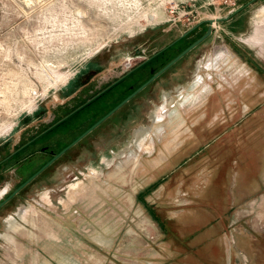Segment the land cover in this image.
I'll list each match as a JSON object with an SVG mask.
<instances>
[{
	"label": "rangeland",
	"instance_id": "obj_1",
	"mask_svg": "<svg viewBox=\"0 0 264 264\" xmlns=\"http://www.w3.org/2000/svg\"><path fill=\"white\" fill-rule=\"evenodd\" d=\"M208 20L0 209V264H264V0H0V186L90 79Z\"/></svg>",
	"mask_w": 264,
	"mask_h": 264
},
{
	"label": "flooded vegetation",
	"instance_id": "obj_2",
	"mask_svg": "<svg viewBox=\"0 0 264 264\" xmlns=\"http://www.w3.org/2000/svg\"><path fill=\"white\" fill-rule=\"evenodd\" d=\"M189 45L184 47V49H186ZM169 47L166 46L158 51V53L151 54L148 57L135 58L123 62L120 64L119 68L107 70L106 72L99 74L93 80L90 79V81L84 84L77 91V93L70 96V98L63 103V105L57 107L56 111L51 115L50 120L46 122V125L39 124L35 127L37 132L35 131V133H32L28 138H20L19 143L23 140L20 145H17L14 151L3 160L6 163L4 173L7 172V174L11 175V177H13V179L17 182L12 188L10 187V183L8 184L7 181L4 182V186H0V204L3 203L0 206V209L9 203L16 194L35 181L37 177L12 196L13 192L31 177L29 175L34 170L41 165L42 168L60 151L69 146L91 126L107 115L111 110H113L146 81H148L161 68H163L168 62H170L173 58L163 67L155 70L156 64H158L156 63L157 58L161 54L167 52V50L170 49ZM184 49H182V51ZM148 74L150 77L147 79L146 77ZM153 82H151L148 86H150ZM147 87L138 92L127 103L122 105L99 126L82 138L77 144L68 149L55 162L66 155L70 150L75 148L81 141L88 138L89 135L95 132L113 116L121 112V110H123L129 103L142 94ZM39 129L40 131H38ZM68 142L70 143L66 145ZM63 146L65 147L63 148ZM49 157L50 160H48ZM55 162H53L50 166L55 164Z\"/></svg>",
	"mask_w": 264,
	"mask_h": 264
},
{
	"label": "water",
	"instance_id": "obj_3",
	"mask_svg": "<svg viewBox=\"0 0 264 264\" xmlns=\"http://www.w3.org/2000/svg\"><path fill=\"white\" fill-rule=\"evenodd\" d=\"M208 28L206 33L201 36L194 43L189 45L186 49H184L181 53H179L175 58H173L170 62H168L163 68H161L156 74H154L148 81H146L141 87H139L135 92H133L130 96H128L124 101H122L118 106H116L113 110H111L107 115L101 118L98 122H96L93 126H91L87 131H85L81 136H79L75 141H73L69 146L60 151L56 156H54L50 161H48L42 168H40L34 175H32L26 182H24L17 190H15L12 194L14 196L18 191L24 188L30 181L38 177L47 167H49L53 162H55L59 157H61L68 149L77 144L82 138H84L87 134H89L92 130H94L97 126H99L104 120H106L111 114H113L116 110H118L122 105L127 103L132 97H134L138 92L147 87L151 82H153L157 77L167 71L170 67H172L177 61L183 58L190 51L195 49L199 44H201L206 38L211 35V25L214 23L213 20H208ZM3 204V203H2ZM0 204V206L2 205Z\"/></svg>",
	"mask_w": 264,
	"mask_h": 264
},
{
	"label": "trees",
	"instance_id": "obj_4",
	"mask_svg": "<svg viewBox=\"0 0 264 264\" xmlns=\"http://www.w3.org/2000/svg\"><path fill=\"white\" fill-rule=\"evenodd\" d=\"M170 56H171V55H170ZM175 56H176V55H175ZM175 56H174V57H175ZM174 57H172V58H174ZM170 60H171V59H170ZM170 60H169V61H170ZM167 62H168V61H167ZM167 62H166V63H167ZM164 65H165V64H162V65H160V66H157L155 70L160 69V68L163 67ZM70 142H72V141H70ZM70 142H68L66 145H68ZM66 145H65V146H66ZM65 146H63V148H64ZM59 150H60V149H59ZM48 160H50V157H49ZM41 166H42V165H41ZM41 166H39L36 170H34L29 176H32L34 173H36V172L41 168Z\"/></svg>",
	"mask_w": 264,
	"mask_h": 264
}]
</instances>
